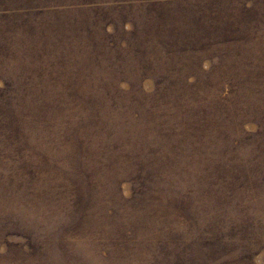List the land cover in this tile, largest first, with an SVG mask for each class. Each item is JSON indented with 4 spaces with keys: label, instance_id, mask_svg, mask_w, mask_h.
Instances as JSON below:
<instances>
[{
    "label": "rangeland",
    "instance_id": "obj_1",
    "mask_svg": "<svg viewBox=\"0 0 264 264\" xmlns=\"http://www.w3.org/2000/svg\"><path fill=\"white\" fill-rule=\"evenodd\" d=\"M0 264H264V0H0Z\"/></svg>",
    "mask_w": 264,
    "mask_h": 264
}]
</instances>
